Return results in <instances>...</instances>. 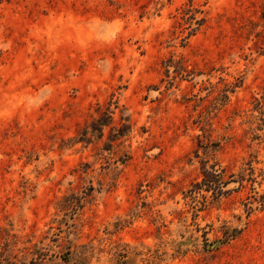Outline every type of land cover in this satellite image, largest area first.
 <instances>
[{"label":"rangeland","instance_id":"374dc122","mask_svg":"<svg viewBox=\"0 0 264 264\" xmlns=\"http://www.w3.org/2000/svg\"><path fill=\"white\" fill-rule=\"evenodd\" d=\"M263 198L264 0H0V264H264Z\"/></svg>","mask_w":264,"mask_h":264},{"label":"trees","instance_id":"16d2710c","mask_svg":"<svg viewBox=\"0 0 264 264\" xmlns=\"http://www.w3.org/2000/svg\"><path fill=\"white\" fill-rule=\"evenodd\" d=\"M112 115V113H111ZM109 119L112 120V116H107ZM128 122L127 120H125ZM95 130H98L101 135H103V129L105 127V124L101 123L100 120L95 123ZM130 125H124L122 130L117 132L115 138H121L126 135V133L129 131ZM88 133L87 131L84 133V136H86ZM217 165H214L210 167V171L207 172L205 175V178L201 184H196V190L199 191L202 188L207 192H213L214 195L220 197L222 195L227 194L229 191L226 190V187L230 184L228 182H225L223 180L224 177V171L220 169H216ZM235 182V181H232ZM264 199V198H263Z\"/></svg>","mask_w":264,"mask_h":264}]
</instances>
